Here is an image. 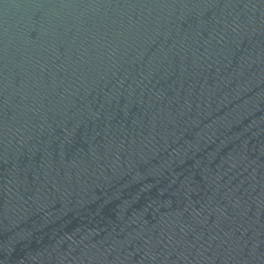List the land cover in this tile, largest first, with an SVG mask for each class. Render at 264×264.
Returning <instances> with one entry per match:
<instances>
[{
    "label": "water",
    "instance_id": "obj_1",
    "mask_svg": "<svg viewBox=\"0 0 264 264\" xmlns=\"http://www.w3.org/2000/svg\"><path fill=\"white\" fill-rule=\"evenodd\" d=\"M0 264H264V0H0Z\"/></svg>",
    "mask_w": 264,
    "mask_h": 264
}]
</instances>
